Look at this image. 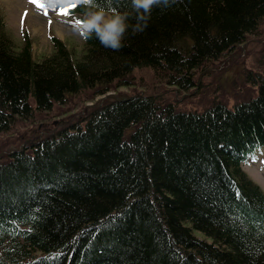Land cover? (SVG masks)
Instances as JSON below:
<instances>
[{"label": "trees", "instance_id": "16d2710c", "mask_svg": "<svg viewBox=\"0 0 264 264\" xmlns=\"http://www.w3.org/2000/svg\"><path fill=\"white\" fill-rule=\"evenodd\" d=\"M263 17L264 0H154L118 49L52 37L37 56L0 18V132L69 94L124 92L136 69L193 88ZM257 62L241 71L255 93L232 106L180 109L156 85L106 95L0 156V264H264V192L241 167L264 143V49Z\"/></svg>", "mask_w": 264, "mask_h": 264}, {"label": "rangeland", "instance_id": "374dc122", "mask_svg": "<svg viewBox=\"0 0 264 264\" xmlns=\"http://www.w3.org/2000/svg\"><path fill=\"white\" fill-rule=\"evenodd\" d=\"M29 1L28 4L27 0H20L13 6L8 5L5 0H0V18L15 43H21L28 35L35 56L50 53L52 37L60 38L70 48H82L84 38L76 28L81 14L59 11V8L66 5L69 0H50V4L49 0H45L48 4L47 12L32 3V0ZM258 28V33L247 35L243 43L222 54L220 59L202 64L199 69L204 68L197 72V75H202V79L197 77L198 84L193 85V88L180 86V89L174 84L158 83L153 79L150 68L146 72L136 69L131 77V81L136 85L131 84L132 87L124 89V92L111 90L108 94H97L91 99L90 92L84 91L81 95L69 94L63 103H53L50 110L40 111L34 108L32 118L18 119L9 131L0 132V156L6 155L9 150L17 148L37 134L42 136L57 129L59 125L76 121L86 106L96 100L107 99L105 96H111L110 94L112 96L135 94L140 88L155 91L156 85L157 90L171 96L169 99L177 107L187 110L200 109L214 101L225 99L228 100L226 104L232 106L235 100L249 98L255 93V88L251 82L243 80L241 71H254L257 68L260 49H264V17ZM216 82L220 84L217 88L213 87ZM30 101L35 106L34 99L30 98ZM247 162L246 166L243 164V168L264 191V151L256 153L255 159L252 156Z\"/></svg>", "mask_w": 264, "mask_h": 264}, {"label": "clouds", "instance_id": "9594fccd", "mask_svg": "<svg viewBox=\"0 0 264 264\" xmlns=\"http://www.w3.org/2000/svg\"><path fill=\"white\" fill-rule=\"evenodd\" d=\"M83 11L78 18L77 30L82 36L95 35L101 44L112 49L122 47L125 33L131 27L142 30V25H133L129 17H146L154 0H130V9L121 10L103 0H82Z\"/></svg>", "mask_w": 264, "mask_h": 264}, {"label": "snow or ice", "instance_id": "6c2138e0", "mask_svg": "<svg viewBox=\"0 0 264 264\" xmlns=\"http://www.w3.org/2000/svg\"><path fill=\"white\" fill-rule=\"evenodd\" d=\"M33 3L37 4V6L41 7L42 9L45 10V12H47V7H48V4L45 2V0H32ZM55 6V5H53ZM75 5L74 4H66L62 7L59 8V11L61 13H67L68 9L71 8V7H74ZM26 14V13H25ZM253 156V159H255V155L252 154ZM3 230V223L0 222V231ZM27 231H31V229H28ZM55 255H59V253H56Z\"/></svg>", "mask_w": 264, "mask_h": 264}, {"label": "bare ground", "instance_id": "6f19581e", "mask_svg": "<svg viewBox=\"0 0 264 264\" xmlns=\"http://www.w3.org/2000/svg\"><path fill=\"white\" fill-rule=\"evenodd\" d=\"M8 5H17V1L20 2V0H5ZM64 28V27H63Z\"/></svg>", "mask_w": 264, "mask_h": 264}]
</instances>
